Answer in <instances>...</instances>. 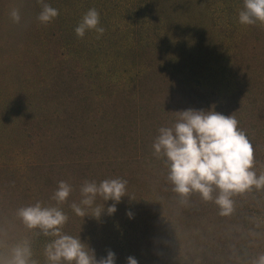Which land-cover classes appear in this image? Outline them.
<instances>
[{"label": "trees", "instance_id": "trees-1", "mask_svg": "<svg viewBox=\"0 0 264 264\" xmlns=\"http://www.w3.org/2000/svg\"><path fill=\"white\" fill-rule=\"evenodd\" d=\"M218 1L52 0L51 6L59 14L48 25H55L51 34L53 39L59 38L60 43L49 52L54 55L56 66H43L48 74L49 69L52 70L51 73L54 71L51 75L62 71L73 75L77 73L81 86H85L83 80L86 75L90 78L98 76L94 71H99L98 63L101 58L111 55L117 58L119 55L137 65L126 81L108 82V74L99 71L105 77L98 82L97 90L91 86L81 88L85 97L103 101L104 109L98 111V116L103 113L104 120L100 124L105 122L107 129L98 130V137L92 142L104 147L105 151L110 148L111 142H114L112 137L115 136L117 151L122 154L120 161L110 162L109 156L105 157L107 161L99 159L94 162L89 161V157L84 160L86 162L71 157L65 162L63 160L66 159H54L51 166L47 167L49 173L38 168L34 176L35 179L40 178L39 183L47 180V176L55 177L57 184L60 181L67 183L69 177L64 171L68 169V173L73 174V192H77L72 170L76 169L82 175L89 173L91 169L95 170L99 165L107 166L108 170L101 178L102 181L106 174L113 172V168L110 172V166L122 163L131 168L134 161L141 164H132V170L128 169L123 174L118 172V178L127 181V204L125 201L121 204L122 207L125 206L124 213L134 207L136 202L142 208L140 214L139 210L133 211L134 216L130 219L123 220V215L117 217L118 226L117 220L108 224L101 216H86L90 223L80 221V217L68 214V210L72 209L71 204L63 208L53 197L48 199L50 206L58 207L68 214L61 232L79 236L83 243L94 250L97 259L104 257L110 250L115 254V264H126L129 256L134 257L138 264H253L259 255L264 254V186H253L244 192L233 194L232 211L222 215L213 201H204L198 193L193 192L186 197L175 193L167 179V161L163 155H155L152 147L158 129L172 127L179 118V111L211 109L236 119L238 129L246 135L253 147L252 170L257 176L264 175V90L255 91L244 80H237L236 85H239L235 90L222 94L200 88L203 80L208 83V78L213 77L209 73L211 68L208 67L212 56H208V53L214 54L218 47L211 39L213 30L209 25L214 21L211 5L215 9L219 7L225 10L244 4V0H220L219 4ZM4 8L0 1V10ZM90 8L97 10L100 16L99 26L104 28L101 35L94 30L86 31L94 40L77 37L74 32V28ZM79 44L89 46L84 49L86 66L79 60L82 57L78 58ZM157 54L169 59L172 66L189 72L190 83L183 84L185 78L176 77L172 72L166 73L168 69L164 72V67L158 69L159 64L154 62ZM135 55L142 56L147 69L134 62ZM69 61L73 63L68 64ZM196 66L199 67L194 72ZM104 71L111 72V69ZM65 75L67 81V74ZM260 84L264 86V81ZM163 94L164 98H161ZM12 113L0 110V120L14 119L16 115ZM22 118L27 129L28 124L32 123L30 112L23 114ZM84 120L85 116L80 121L75 118L77 123L73 127L81 122L76 132H81L86 123L90 128L97 124L93 120ZM73 127L69 129L72 135L76 133ZM97 127L100 128L99 125ZM138 128L141 129L139 139L131 135L138 132ZM72 135L69 136V145H73L72 142L76 140V147L85 146L81 144L82 139L81 142ZM59 143L62 144L60 140ZM130 147V156L124 157ZM104 151L99 149L95 152ZM52 170L56 171L53 176ZM111 177L109 175L107 179ZM87 181L96 182L93 177H89ZM71 183L70 175L69 185ZM215 195L214 191L213 196ZM144 198L146 199L142 200ZM109 202L114 203L111 200ZM88 213L93 214L91 209H87ZM112 225L117 228L114 232ZM32 233L28 242L32 255L44 257L45 260L44 250L48 236H44L39 228H33Z\"/></svg>", "mask_w": 264, "mask_h": 264}, {"label": "rangeland", "instance_id": "rangeland-1", "mask_svg": "<svg viewBox=\"0 0 264 264\" xmlns=\"http://www.w3.org/2000/svg\"><path fill=\"white\" fill-rule=\"evenodd\" d=\"M0 1L1 5L5 7L0 10V101L2 100L0 110L4 112L11 111L13 112L12 115H16L12 120H0V258L8 259L9 250L13 245L25 240L29 242L31 235H33L32 229L26 228L21 222L17 210L34 205L37 202L42 207L50 206L48 199L53 197L54 191L57 189L58 184L55 177L50 178L47 176V180H44L43 183H39V177L35 179L34 176L37 174L38 168H42L44 172L49 173L47 167L51 166L54 159H66L63 160L65 162L68 161L69 157L83 162H86L84 160L89 157V161L94 162L99 159L107 161L105 157L109 156L108 161L110 162L120 161L119 158L122 154L117 151L115 136L112 137L114 142H111L110 148L105 151L104 147L97 146L92 142L94 138L98 137V130L107 129L105 122L100 124V121L104 120L102 119L104 117L103 113L98 116V111L101 112L104 109L103 101H98L97 98L85 97L81 88L91 86V88L97 90L98 82L106 74L110 76L106 75L108 82L126 81L129 73L133 72L137 65L132 64L128 58H120L119 55L117 58L116 56L112 57V55L101 58L98 68L105 75L102 76L95 69L94 73L98 76L90 78L86 75L85 80H83L85 86H81L77 73L73 75L70 72L62 71L51 75L54 71L51 73L52 70L49 69L48 74V70H45L43 66L47 68L56 66L57 62L54 60V55L49 54V52L51 53L53 47L56 48L60 41L59 38L53 39L51 34L55 29V25H48V22L41 23L37 19L42 7L41 0ZM43 3L51 6L52 0H43ZM51 7L54 8L53 5ZM12 9H18L19 11L20 20L18 23L13 22L10 17ZM212 9L214 21L209 25L213 30L211 39L212 42L215 41L218 47L217 50L215 49L214 54L210 55L208 53V56H212L208 67L211 68L209 73L213 77L208 78V83H206V80L202 81V84H200L201 90L214 91L217 94L230 92L239 85H236L237 80L248 82V86L255 91L257 89L264 90V86L260 84L264 81V23L241 24L238 20V14L243 9L241 4L225 10L219 7L215 9L211 5V11ZM83 37L93 39L92 35L87 32ZM77 47L79 48L78 58L82 57L79 60L85 64L86 52L84 49L89 48V46L79 44ZM135 58L134 62L138 66L142 65L147 69L143 64L142 56L135 55ZM195 61L199 62L198 59H195ZM71 62L67 63L71 64ZM154 62L159 64L158 69L164 67V72L168 69L166 73L171 74L172 72V75L176 77L185 78L183 84L190 83L189 72L186 70L181 71L178 67L172 66L169 59L161 54L156 55ZM76 65L78 66V63ZM198 67L194 68V72ZM107 68H110L111 72L104 71ZM194 72H191L192 75ZM65 73L67 74V81H65ZM161 98H164V94ZM27 112H30L31 118L32 115L34 117L32 123L28 124L26 129V123H24L22 115ZM20 113L23 114L18 116ZM83 116L86 117V120H93L97 124L95 127L90 128L91 126L86 123L81 132H76L81 122L77 127H73V124L77 123L74 120L77 118L80 121ZM86 120L84 122H87ZM98 125L100 128L97 127ZM70 127L74 128L75 134L70 133ZM24 128L25 137L23 136ZM140 131L141 129L138 128V132L135 131L131 135L133 134L134 138L139 139ZM69 134L78 137L76 139L81 142L83 140L81 144L85 146L76 147L74 145L76 140L72 142L73 145H69ZM59 140L62 144L59 143ZM99 149L104 152L96 153L95 151ZM127 149L128 152L124 154V157L130 156L129 149L132 150V148ZM132 164L141 165L136 161ZM132 164L131 168L134 167ZM112 168L113 172H111ZM131 168L124 166L122 163L110 166L111 173L106 174L105 179L109 175L112 176V179L118 178V172L123 174L128 169L131 171ZM67 170L64 172L68 174L69 178L70 175L72 176V183L70 184L72 190L67 199L60 203L63 208L73 203L79 204L81 200L80 189L87 179L93 177L96 183L99 184L108 169L107 166L99 165L95 170L91 169L89 173L82 175L78 174V170H72L75 175L74 181L77 192H73L75 190L72 186L73 174L68 173L69 170ZM52 172L51 176L56 171L52 170ZM44 197L46 199H43ZM125 197H121L120 202L115 204L116 211L110 215L107 214L106 209L112 203L102 201L100 196L96 197V200H98L97 206H102L103 203L104 207L100 216L105 222L108 224L115 222L114 220L122 215L123 220L125 218L130 219L126 214L128 212L132 214L131 217L134 216L135 211L139 210V214L142 212V208H139L136 202L134 207L129 208V211L124 213L125 206L122 207L121 204L124 201L127 202ZM69 213L79 218L72 209L68 210ZM68 214L66 213L67 216ZM87 219L85 216L80 217L79 220L89 222L90 220ZM75 220L78 219L75 218ZM116 222L117 225L119 221ZM116 229L114 226L113 232ZM51 239V237H48L46 240L49 242ZM43 258L32 255V259L36 264H48L47 259L43 260Z\"/></svg>", "mask_w": 264, "mask_h": 264}, {"label": "clouds", "instance_id": "clouds-1", "mask_svg": "<svg viewBox=\"0 0 264 264\" xmlns=\"http://www.w3.org/2000/svg\"><path fill=\"white\" fill-rule=\"evenodd\" d=\"M41 11L37 19L41 23L50 22L59 13L41 0ZM10 17L19 22L18 9H12ZM241 24L264 23V0H244L243 9L238 14ZM100 16L95 8H90L74 28L77 37H83L86 31L94 30L103 34ZM177 122L172 127H161L153 142L154 154L163 155L168 164L167 179L173 191L181 197L198 193L204 201H213L222 215L232 211L231 196L255 186H264V175L257 176L252 170L253 147L246 135L237 127V121L231 115L225 116L214 110L185 109L179 111ZM127 181L115 178L96 182H85L80 189L79 204L71 208L79 217L99 218L102 206H95L96 197L102 201H113L106 209L107 214L116 211L115 204L125 196ZM71 185L58 182L53 199L64 202L71 192ZM216 192L215 197L213 196ZM92 210V215L87 214ZM131 218V213H126ZM21 222L28 229L39 228L44 236L52 239L45 246L48 264H115V254L108 251L100 259L94 250L81 241L79 236L61 232L68 216L58 207L44 206L39 202L17 210ZM32 252L28 241L13 245L9 258H0V264H36L31 259ZM126 264H138L134 257H127ZM253 264H264V254L259 255Z\"/></svg>", "mask_w": 264, "mask_h": 264}]
</instances>
